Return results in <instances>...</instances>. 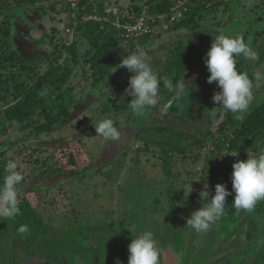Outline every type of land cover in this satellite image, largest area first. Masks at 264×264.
Listing matches in <instances>:
<instances>
[{"label":"rangeland","instance_id":"374dc122","mask_svg":"<svg viewBox=\"0 0 264 264\" xmlns=\"http://www.w3.org/2000/svg\"><path fill=\"white\" fill-rule=\"evenodd\" d=\"M80 1H86L83 8L96 15L97 21L109 22L119 30L137 24L142 17L148 23L156 20L149 33L153 38L136 48L132 38L121 33L125 39L103 60V78L97 80L90 63L97 49L76 31L72 39L63 31L77 20L78 11L72 10ZM196 1L180 0L168 16L152 17V0H0V46L16 55L13 70L24 65L33 68L31 76L46 74L49 56L64 41L67 46L77 43L81 61L61 91L72 113L69 119L56 123L51 133L23 130L14 124L0 136V143L8 140L6 162L15 161L24 176L18 186L20 212L28 205L39 215L37 229L25 234L18 231L20 212L14 218L0 215V264H35L33 254L38 251L47 256L62 254L64 264H117V258L128 264L132 236L127 228L131 225L136 226V233H153L166 253V264H264V201L251 212L237 211L232 205L233 192L226 198L225 214L208 232L197 233L186 226L193 211L210 203V199L201 200L200 193L208 190L211 198L217 184L231 192L233 163L246 160L248 152H264V139L242 138L233 148L230 141L236 135L228 129V143L208 142L206 147L177 156L171 190L164 173L158 143L179 132L205 138L211 128L212 96L219 88L207 82L210 73L204 59L214 36H242L257 53L255 61L244 59L242 67L252 77L256 71L264 72V0H205L208 8L201 11ZM186 20H192V26L175 29ZM195 42H203L204 49L198 79L188 85L189 99L176 97L161 86L156 106L142 116L131 112L132 97L124 90L135 73L114 68L127 55L125 48L128 53L142 50L158 77L170 78L175 84L181 80L177 72L180 57L173 51ZM68 56L65 53L60 63L65 64ZM6 79L0 85V119L5 105L15 102L13 95L3 99L5 90L14 94L19 83L35 81L27 75L0 74V80ZM253 84L250 111L243 119L235 114L239 122L264 101V80L254 79ZM104 118L113 119L122 132L119 142L96 135L94 127ZM189 137L184 145H192ZM71 152L78 169L64 174L71 168L67 164ZM85 172L90 175L79 181ZM30 188L32 194L27 192Z\"/></svg>","mask_w":264,"mask_h":264},{"label":"trees","instance_id":"16d2710c","mask_svg":"<svg viewBox=\"0 0 264 264\" xmlns=\"http://www.w3.org/2000/svg\"><path fill=\"white\" fill-rule=\"evenodd\" d=\"M33 0H31L32 3ZM180 0H152L150 6V12L153 16H163L171 12L173 7L178 6ZM198 6L196 9L203 10L208 8L205 0H197ZM86 1L79 2L78 18L81 20L83 15L82 8L86 5ZM192 20H186L178 23L175 29L181 26H192ZM150 24L153 23L150 21ZM103 27V28H102ZM54 32L56 30H53ZM123 30H119L113 27L109 22L89 21L81 22L76 29L77 35H80L85 40L89 41L96 49V54L91 58L92 68L96 70V78L100 80L103 78L105 67L103 66V60L109 57L114 48H117L125 38L121 36ZM153 37L149 34L143 36L140 39L132 38L131 42L134 47L138 48L144 46L151 41ZM135 48V49H136ZM204 49L203 42L191 43L187 48H177L175 52L180 58L177 61V72L181 79H186L185 84H191L198 79L199 71L201 68L200 55ZM67 53L68 59L65 60V64H61L60 61ZM15 54L7 53L2 46H0V74L15 76H28L31 80H35L33 84L28 85L27 82H21L15 87L14 94L8 89L5 90V96L3 99L13 95L15 102L10 105H5L6 109L1 112L0 122V136L5 135L11 130L14 124H19L23 130L33 129L37 133H51L54 130V125L64 119H69L72 113L69 111L68 105L63 99L61 93L62 87L69 82V79L73 73L75 67L79 66L81 61L79 57L78 45L74 42L71 46H67L64 41L62 45H56L53 53L49 56L50 69L44 75L40 72H36L32 75L30 68L22 65L19 69L15 68ZM236 67L239 72H245L252 78L247 70L242 66L244 65V58L237 57ZM245 66V65H244ZM34 72V71H33ZM254 80V79H253ZM8 80H0V85L6 84ZM2 83V84H1ZM46 91L49 92L48 97L43 95ZM220 90V89H219ZM218 92V91H217ZM55 93L57 95H55ZM213 112L211 113L212 125L205 135V138H198L195 136H187V134L179 132L172 134L166 142H160L158 145L161 149L162 159L164 162V173L169 179L170 190L173 187L172 178L175 175L174 163L177 156H186L191 153V148L201 149L208 145V142L218 144L228 143L229 136L227 134L228 129H232L235 133V138L231 139L230 145L234 148L240 143L242 138H248L252 142H258L264 139V101L259 104L254 110L247 115V117L239 122L235 114H224L222 109L216 108L217 104L213 103ZM240 127V128H239ZM163 131L162 129H157ZM193 140L192 145H184L183 142L186 138ZM7 141L0 143V186L3 184L4 176L7 175L5 170L6 160L5 155L7 153L9 145ZM67 144L65 147H68ZM69 157L67 164L71 165L68 171H63L64 174H69L78 169L77 158L71 153H67ZM65 157V156H64ZM96 173V172H94ZM90 175L89 172L82 174L78 180L82 181ZM31 189V190H30ZM28 189L29 194L33 193V188ZM39 219V215L35 210H32L30 206L26 205L20 212L19 220L21 225H27L29 229H37L36 221ZM159 245V244H158ZM160 246V245H159ZM160 249V247H159ZM19 259L20 250H19ZM22 255V254H21ZM160 256L162 263L167 261L164 252L160 249ZM171 256H169L170 258Z\"/></svg>","mask_w":264,"mask_h":264},{"label":"clouds","instance_id":"9594fccd","mask_svg":"<svg viewBox=\"0 0 264 264\" xmlns=\"http://www.w3.org/2000/svg\"><path fill=\"white\" fill-rule=\"evenodd\" d=\"M125 50L127 55L123 56L114 68L115 71L118 68H126L129 72L135 73L129 78L128 86L124 90L126 95L132 97L129 103L131 112L142 116L147 109L156 106L161 99V86L174 93L176 97L189 99V84L186 85L183 79L174 84L170 78L158 77L142 50L137 49L131 53H128L126 48ZM237 57L255 61L257 53L242 36L217 34L206 53L204 63L210 73L207 82L210 84L215 82L220 89L212 96L213 102L218 105L216 108L222 109L224 114H236L238 119H243L250 111L254 100L253 79L257 82L264 80V72L256 71L252 78L245 72H239L236 67ZM94 128L96 135L105 140L119 142L122 138V132L117 129L111 118L101 119ZM236 155L238 154L232 156ZM17 168L18 164L15 161H8L5 168L7 175L0 186V215L6 218H14L20 212L18 186L22 185L24 176ZM232 168L231 192L224 184L215 186V194L211 198L208 190L202 191L201 200L210 199V203L191 213L186 219L187 227L197 233L208 232L225 214L226 198L233 192L235 195L232 205L237 211L251 212L258 202L264 201V152L258 155L248 152V158L237 160ZM127 229L132 236L128 245V264H162L159 245L153 233L151 231L136 233L135 225ZM18 231L22 234L28 233L27 225H21ZM133 233H136L135 236ZM117 264H121L119 258Z\"/></svg>","mask_w":264,"mask_h":264},{"label":"built area","instance_id":"2783aa9c","mask_svg":"<svg viewBox=\"0 0 264 264\" xmlns=\"http://www.w3.org/2000/svg\"><path fill=\"white\" fill-rule=\"evenodd\" d=\"M78 9H79V4L74 3L72 11L77 12ZM82 11H83V15L81 16V20L78 18V15H77V20H75L73 23L68 25L66 27V30H63L64 33H66L70 37V39L74 37V33L77 27L79 26L80 21L81 22L97 21L96 15L90 14L87 10H85V8H82ZM146 15L150 17L148 14ZM150 21L153 23L152 25L150 24V22L149 23L147 22L146 17H142V20L139 21L137 24L132 25L129 28H126V30H123L122 35L124 34L129 38H138V37L145 36L151 33L152 27L155 25V23H157L156 20L150 19Z\"/></svg>","mask_w":264,"mask_h":264},{"label":"flooded vegetation","instance_id":"af4514ba","mask_svg":"<svg viewBox=\"0 0 264 264\" xmlns=\"http://www.w3.org/2000/svg\"><path fill=\"white\" fill-rule=\"evenodd\" d=\"M33 255H35V264H64L63 261L64 259L66 260V256H63L62 254L47 256L44 252L38 251ZM162 264H166V261H164V263ZM177 264H180V262H178Z\"/></svg>","mask_w":264,"mask_h":264},{"label":"crops","instance_id":"0c3cea01","mask_svg":"<svg viewBox=\"0 0 264 264\" xmlns=\"http://www.w3.org/2000/svg\"><path fill=\"white\" fill-rule=\"evenodd\" d=\"M165 253V252H164ZM165 256H166V253H165Z\"/></svg>","mask_w":264,"mask_h":264}]
</instances>
